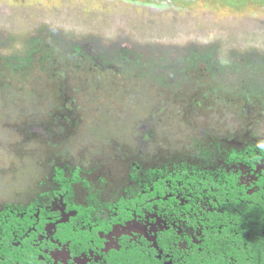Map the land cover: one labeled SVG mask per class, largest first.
Masks as SVG:
<instances>
[{"label": "rangeland", "instance_id": "1", "mask_svg": "<svg viewBox=\"0 0 264 264\" xmlns=\"http://www.w3.org/2000/svg\"><path fill=\"white\" fill-rule=\"evenodd\" d=\"M258 81L264 94V0H0V206L44 188L57 152L87 168L115 134L134 151L150 120L154 158L170 157L187 126L239 121ZM64 95L76 125L57 132ZM250 99L263 117L264 95ZM108 170L86 173L91 187L76 197L114 200Z\"/></svg>", "mask_w": 264, "mask_h": 264}, {"label": "flooded vegetation", "instance_id": "2", "mask_svg": "<svg viewBox=\"0 0 264 264\" xmlns=\"http://www.w3.org/2000/svg\"><path fill=\"white\" fill-rule=\"evenodd\" d=\"M259 84H249L248 94H241L247 106L239 121L233 112L223 117L222 127L202 118L207 125L187 126L181 147L170 157L155 159L149 148L152 120L136 127L142 137L134 135V151L123 146L122 136L111 135L100 146L113 140L115 149L101 148L100 160L99 154L87 168L55 153L44 188L0 206V264H112L115 256L147 257L150 264L224 257V264H235L234 257H240L235 253H248L251 207L262 216L255 226L261 229L264 257V116L251 112L250 99L264 95L255 93ZM231 95L228 102L241 100L240 94ZM63 99L65 112L52 116L57 132L76 125L72 103ZM154 110L155 115L161 108ZM82 150L83 156L89 153ZM148 154L152 157L145 158ZM124 156L132 158L126 177ZM100 163L110 166L109 186L119 190L115 199L100 201L86 191L80 200L75 187L90 188L86 173ZM96 178L101 181L99 174ZM221 246L220 254H211Z\"/></svg>", "mask_w": 264, "mask_h": 264}, {"label": "trees", "instance_id": "3", "mask_svg": "<svg viewBox=\"0 0 264 264\" xmlns=\"http://www.w3.org/2000/svg\"><path fill=\"white\" fill-rule=\"evenodd\" d=\"M250 219L252 223V227L250 229V237L247 243L248 253H246V257L243 256V251H239L235 254L240 255V257H234L235 264H264V257L261 251V236H260V228L259 225L255 226V223H260L262 221V216L257 213L256 209L251 207L249 209ZM233 216H235L233 214ZM237 218V217H235ZM241 220L243 218L239 216ZM243 222V221H242ZM255 226V227H253ZM219 242V245L223 243L220 239H216ZM217 245V246H219ZM225 246H221L217 249L215 247V252H211V254H220V251L223 250ZM149 259L147 257H116L113 259L112 264H150ZM25 264H34V263H25ZM181 264V263H177ZM185 264H224V257H189L186 260Z\"/></svg>", "mask_w": 264, "mask_h": 264}]
</instances>
